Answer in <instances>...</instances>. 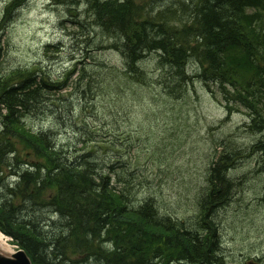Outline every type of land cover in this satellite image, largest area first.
Returning a JSON list of instances; mask_svg holds the SVG:
<instances>
[{"label": "trees", "instance_id": "trees-1", "mask_svg": "<svg viewBox=\"0 0 264 264\" xmlns=\"http://www.w3.org/2000/svg\"><path fill=\"white\" fill-rule=\"evenodd\" d=\"M13 1L9 9L15 5L16 9L27 0ZM55 1L63 4L69 26L76 28L71 66L59 74L39 61L29 65L30 69L25 66L0 73V185L9 174L18 177L8 193L0 186V230L10 235L34 264H168L173 261L223 264L215 226L209 229L201 221L220 204L221 194L226 195L232 186L219 166L233 162L226 158L231 153L237 152L240 158L244 149L217 151L216 160L207 172V190L198 202L199 219L185 225L168 216L163 223L158 213L162 207L159 198L145 184L144 169L137 158L134 164L133 157L128 155L134 144L131 135L110 133L107 123L98 125L83 120L80 124L76 112L67 110L49 94L73 89L77 100H72L70 105L86 113L96 103L92 100L93 93L100 96L139 84L165 99H177L190 84L198 81L213 97L221 98L229 114L233 110H247L250 117L247 131L255 135L264 133V0H204L198 4L192 24L180 30L186 34L193 26V41L179 40L177 32L178 43L166 42L151 48L158 55L155 65L151 61L157 77L148 85L137 68L127 69V64H135L139 57L138 34L145 26L150 40L158 37L157 30L166 38L174 32L176 36L170 22L181 15L188 0H173L159 15H154L150 8L157 0ZM11 12L8 10L1 18L0 29ZM221 13L229 23L212 25ZM92 15L100 19L101 25L95 27L94 23H88ZM236 15L242 19L237 21ZM220 31L231 34L225 36ZM115 40H120L118 43L122 45L116 53L118 64L106 61L102 55L116 49ZM44 50L48 57L55 59L65 49L51 43ZM42 97H47L54 112L51 116L67 119L73 127L72 145L55 142L51 136L38 133L39 130L22 121L24 110L30 104L36 105ZM263 141L253 142L260 164L264 163ZM124 152L128 155L126 158L122 156ZM150 159H154L152 155ZM119 175L147 190L150 199L135 206L132 192L125 194L117 185ZM46 187H49L46 199L51 207L63 213L59 225L51 224V228V215L44 218L32 211L35 198ZM38 220L41 224H37ZM98 220L100 231L96 228ZM123 228L128 232L125 245L119 236ZM99 234L114 237L118 250L92 248Z\"/></svg>", "mask_w": 264, "mask_h": 264}, {"label": "rangeland", "instance_id": "rangeland-1", "mask_svg": "<svg viewBox=\"0 0 264 264\" xmlns=\"http://www.w3.org/2000/svg\"><path fill=\"white\" fill-rule=\"evenodd\" d=\"M13 2L0 0V20ZM64 12L66 9L55 6L52 0H27L14 9L0 29V73L39 61L59 74L69 68L73 63L72 49L76 48L71 44L76 38L73 32L76 28L69 26ZM52 41H63L66 45L55 59L48 57L44 50L45 43ZM109 52L102 53L103 57L118 64L117 54ZM76 56L81 59L77 52ZM154 65L147 63L145 67L152 70ZM49 95L67 110L76 112L80 124L83 120L98 125L107 123L108 127L115 128L117 121H122L121 128L132 124L130 135L134 144L128 155L133 157L134 164L136 157L142 165L145 184L160 199L161 209L187 222L196 218L198 202L207 190V172L216 160L217 151L236 148L245 152L257 138L246 130L250 121L247 110H233L229 114L221 98L213 97L198 82L177 99H165L139 84H132L123 91L114 89L100 95V101L92 104V110L86 113L70 105L72 100H77L71 88ZM27 124L35 130L42 125L34 124L31 119H27ZM60 130L64 129L60 127ZM220 142L222 146L218 148ZM128 155L124 152L122 156ZM151 155L154 159H150ZM258 164L253 154L235 162L228 174L234 186L233 196L215 211L216 236L222 240L219 247H224L223 252L218 250L223 264H264V187L262 177L257 175Z\"/></svg>", "mask_w": 264, "mask_h": 264}, {"label": "bare ground", "instance_id": "bare-ground-1", "mask_svg": "<svg viewBox=\"0 0 264 264\" xmlns=\"http://www.w3.org/2000/svg\"><path fill=\"white\" fill-rule=\"evenodd\" d=\"M59 1H61V0H59ZM95 1H97V0H95ZM188 1H189L188 4L190 6L187 4L188 6L186 5V7H183V9L181 11V15L176 20L170 22V24H172L173 29L176 31V36H175V32H174L173 36L168 35L166 38L159 30H157L156 35L158 37H156V38L154 37L153 39L150 40V37L148 35V30H147L148 28H146L145 26H143L141 28V30L138 34V38H139V42H140V47L138 48L139 49V51H138L139 57H138V60L135 64H132V65L127 64V67H128L127 69L129 71L131 69L132 70L134 69V71H135V69L137 68V73H140V75H143L145 77V79H143V81L146 82L147 85L149 83H151L157 77V70L156 69L153 68L152 70H147L145 67V64L152 63L151 61H153L155 58L158 57L157 51H156V53H154L153 52L154 50H152L151 48L160 47V45H162L166 42L169 45H171L170 43H173V42L178 43L177 38H176L177 32H178L179 40H183V39L187 38L188 41H193V39H194V37H193L194 34H193V30H192L193 26L190 27V30L186 31L187 35L183 32L181 33L180 30L183 27H186V26H189L192 24L193 17H195V15L193 14V12H195V7L198 4L199 5L203 4L204 0H188ZM52 3L57 7H63V4L59 3L58 1L52 0ZM170 3H173V0H170V2H169V0H157V1L153 2L152 4H150V8L153 10L154 15H159L160 10L166 8ZM15 7H16V5L14 6V8ZM14 8L9 9V11L11 12ZM225 14H227V13H225ZM63 16H64V14H63ZM235 18L237 21L242 19V17L240 15H236ZM217 19L219 22L215 21L214 23H212V25H218L219 23H224V25H225V24L229 23L226 20V18L224 17L223 13H221L219 15V18L217 17ZM98 20H100V19L96 18V15H92L88 18V23L89 22L94 23L95 27H98V25H101V22H98ZM197 21H198L199 25H201L199 18L197 19ZM204 24H207V23L205 22ZM172 27L170 26V28H172ZM227 27H230V26L226 25V28ZM128 28H130V26H128ZM96 32L99 33V30L97 29ZM220 32L224 33L225 36L228 34H231V32H229V31H227V32L220 31ZM233 34L234 33L232 32V35ZM161 40H166V41L160 42ZM119 41L120 40L114 41V43H115L114 46L116 49L110 50L109 53H111V52L117 53V49L122 47V45L120 43H118ZM111 42H113V41H111ZM51 43H58V45L60 44L61 48H63V49H65V46H66L63 41H59V42L52 41V42L45 43L44 47L47 44H51ZM73 43H76L75 38L72 39L71 44H73ZM110 47H111V44L108 45V49ZM150 49L152 52H149ZM56 53L52 52V54H56ZM60 54H57V55H60ZM107 55H106V58H107ZM28 67H29V69L32 68L31 66H28ZM60 68L63 69L62 66ZM74 75H76V74H74ZM195 82H198V81H195ZM194 83L190 84L189 86H193ZM198 83H200V82H198ZM92 100L95 102H99L100 96L96 93H93ZM47 101H48L47 97H42L40 99V102H37L36 105L30 104V106L24 110V115H23L22 121L24 123H27V119H31V121L34 124H37V122H40L42 125H41L38 133L41 132L44 134V136H51L55 142H61L65 146L72 145V141H73L72 136L74 135V132H75L73 127L67 121V119L65 120V119L58 117V116H51L54 114V112L52 111V109H50L51 106L49 104H47ZM51 117H53L55 120H52ZM46 122L48 123V125L47 126L43 125ZM121 123H122V121H117V127L116 128L112 127V126L108 127V129L110 130V133L115 132V131H119L123 134H131L132 124H127L126 126L121 128ZM60 127H62L64 130H60ZM261 140H264V133L263 132L258 133L257 139L254 142V144L261 141ZM254 144L251 148L246 149L245 152L242 151L240 153V158H242L243 156L249 157L252 154L255 155V152L253 150ZM261 148L264 149V141L261 143ZM256 156L259 159V154H257ZM226 158L229 161L233 160V162L232 163L229 162L227 164H221L219 166V168L221 171H223L225 173V176L228 178V176H229L228 174L230 173L231 169L235 165V162L240 158H239V155L237 152H234V153L227 155ZM258 165L259 166L257 169V175L260 174V176L262 177L263 187H264V163H261V164L259 163ZM121 176L122 175H119L118 177L116 176V180H117L119 186H121L123 188V191L125 192V194H128V193L130 194V192H132L131 193V199H132V203L135 206H138L139 203H143L144 201H147L150 199L144 189L137 187L134 184H131V182L127 179V177H124V176L121 177ZM16 182H18V177H16V175H14V174L7 175L2 180V183L0 185L1 190L4 193H8V190L12 189L15 186ZM231 185L232 186H231V188H229V191L226 195H224L223 193L221 194L222 201L220 202V204L217 207L211 209L210 213H208L207 215L204 216L203 220L201 221V224H204V225L207 224V227H209V229H210V227L215 226L214 227L215 230H218V227L215 224V211L218 207L223 206L224 204H226L227 202H229L231 200V196H233L232 193H233V189H234L232 181H231ZM48 192H49V187H46L45 189H43V191L40 193V195L37 198H35L34 204L32 206V211H34L37 215H41V217L43 216L44 218H47V214L51 215L50 216L51 218L48 217L51 220V223H50V228H51V224L53 225L55 223V224L59 225L60 221L62 220L63 213L60 210L54 209L53 207H51L50 201L46 199ZM158 203L160 204V199L158 200ZM158 213H159V216H161L160 221L163 223H165L164 217H168V216H169L168 218L171 217L172 219L182 221L185 225H189L190 223L199 219V212L196 214V218L192 222H187L186 219H179V218L177 219L173 216V213H170V212L166 211L165 209L160 208L158 210ZM171 218H170V220H172ZM38 221L39 222L37 224H41L40 223L41 221L40 220H38ZM99 223H100V220L97 221L96 228L100 231L101 226L99 225ZM123 229L124 230L119 231V236H120V238H123L121 243H124V245H125L124 237H125V235L128 234V232H127L126 228H123ZM199 229H201V228H199ZM219 241L222 242L221 237H220V240H217V244H218V250L223 252L224 247L222 245L219 247V243H220ZM115 242H117V241L115 240L114 237H105V236H102L101 234H99L93 240L92 248L96 249L98 247H100V248L113 247V249H115L117 251L118 247H115V245H116ZM0 251L7 252V253H9L11 251L8 240L5 238V236L1 232H0ZM117 263H119V262H117Z\"/></svg>", "mask_w": 264, "mask_h": 264}, {"label": "water", "instance_id": "water-1", "mask_svg": "<svg viewBox=\"0 0 264 264\" xmlns=\"http://www.w3.org/2000/svg\"><path fill=\"white\" fill-rule=\"evenodd\" d=\"M0 264H34L23 249L13 253L0 251Z\"/></svg>", "mask_w": 264, "mask_h": 264}]
</instances>
